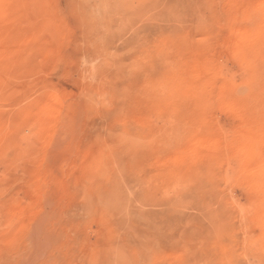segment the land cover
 <instances>
[{"label":"rangeland","instance_id":"obj_1","mask_svg":"<svg viewBox=\"0 0 264 264\" xmlns=\"http://www.w3.org/2000/svg\"><path fill=\"white\" fill-rule=\"evenodd\" d=\"M263 7L0 0V264H264Z\"/></svg>","mask_w":264,"mask_h":264},{"label":"bare ground","instance_id":"obj_2","mask_svg":"<svg viewBox=\"0 0 264 264\" xmlns=\"http://www.w3.org/2000/svg\"><path fill=\"white\" fill-rule=\"evenodd\" d=\"M264 8V7H263ZM220 10V9H219ZM252 15V14H251ZM231 37H232V35H231ZM221 47V46H220ZM223 48H225V47H221V49H223ZM171 73H173V71L171 72ZM174 76V75H173ZM162 81V80H161ZM162 82H160V84H161ZM252 83V82H251ZM167 87V86H166ZM180 87V86H179ZM160 88H165L164 86L162 87H160ZM169 89V88H168ZM170 90V89H169ZM245 90V89H244ZM245 91H247V90H245ZM171 94V93H170ZM171 136V135H170ZM243 149V148H242ZM237 152V151H236ZM238 155H239V159L240 160H242L241 162H245V161H252L253 162V167L250 169V170H248L247 172H248V175H250L252 178V180H257L258 181V179L260 178V180L264 177V159H262V157L260 156V154L258 153V151H256V149L254 148V147H246L245 149H243V150H238ZM235 156H233V158H234ZM232 158V159H233ZM234 159H236V158H234ZM232 161V160H231ZM236 162V161H235ZM243 162V163H244ZM262 177V178H261ZM264 179V178H263ZM251 180V181H252ZM253 182V181H252ZM255 183H256V181H255ZM254 183V184H255ZM252 184V183H251ZM259 184V183H258ZM260 185V184H259ZM255 186V185H254ZM252 187H253V185H252ZM257 187H259V186H257ZM117 196V195H116ZM120 196H122L121 194H120ZM259 196V195H258ZM115 197V196H114ZM117 197H119V195L117 196ZM115 198V199H118V198ZM121 199H118V200H116V201H121L122 199H123V197H120ZM264 231V230H263ZM262 231V232H263ZM264 233V232H263ZM107 259H108V256H107Z\"/></svg>","mask_w":264,"mask_h":264}]
</instances>
